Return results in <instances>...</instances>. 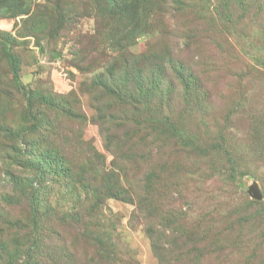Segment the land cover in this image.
I'll use <instances>...</instances> for the list:
<instances>
[{
	"label": "rangeland",
	"instance_id": "rangeland-1",
	"mask_svg": "<svg viewBox=\"0 0 264 264\" xmlns=\"http://www.w3.org/2000/svg\"><path fill=\"white\" fill-rule=\"evenodd\" d=\"M122 3L0 0V264H264V0Z\"/></svg>",
	"mask_w": 264,
	"mask_h": 264
},
{
	"label": "trees",
	"instance_id": "trees-1",
	"mask_svg": "<svg viewBox=\"0 0 264 264\" xmlns=\"http://www.w3.org/2000/svg\"><path fill=\"white\" fill-rule=\"evenodd\" d=\"M122 4L125 6L126 12H130L132 16H136L138 14L137 12H139V8L138 6L135 5V0H123ZM4 48L5 50L7 49L5 44H4ZM7 55H8V59L11 61L12 57L9 54ZM11 65L13 66V64ZM134 102L136 103L137 100H135ZM35 128L36 127L34 126L33 129ZM35 168L37 169V172L40 178H43V172H42L41 167L36 165ZM39 194H40V187L36 186L32 192L31 208H32L33 216H34V227L36 229L37 236H39V233L37 232V230H39V227H38V220H37L36 212L38 211ZM118 195H121V192H119ZM75 217L77 216L75 215Z\"/></svg>",
	"mask_w": 264,
	"mask_h": 264
},
{
	"label": "water",
	"instance_id": "water-1",
	"mask_svg": "<svg viewBox=\"0 0 264 264\" xmlns=\"http://www.w3.org/2000/svg\"><path fill=\"white\" fill-rule=\"evenodd\" d=\"M255 191H256V192H258V188H257V189H255Z\"/></svg>",
	"mask_w": 264,
	"mask_h": 264
}]
</instances>
